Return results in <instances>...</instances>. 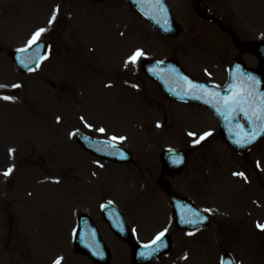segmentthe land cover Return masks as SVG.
I'll return each instance as SVG.
<instances>
[{"label": "rangeland", "instance_id": "obj_1", "mask_svg": "<svg viewBox=\"0 0 264 264\" xmlns=\"http://www.w3.org/2000/svg\"><path fill=\"white\" fill-rule=\"evenodd\" d=\"M171 2L185 28L175 40L158 34L126 0H0V193L12 196L0 198V212L11 210L13 217L0 220V264H55L58 258L60 264H94L74 244L82 211L98 221L113 251L110 264H132L129 244L104 221L101 205L122 206L140 241L169 230L172 214L157 178L159 151L170 145L193 151L186 172L172 182L210 211L213 222L173 230L175 249L153 264H220L223 248L241 264H264V231L255 226H264V140L250 155H237L217 135L209 110L165 97L130 61L139 49L142 56L176 54L196 72L201 64L194 55L203 59L212 48L226 58L234 48L190 0ZM263 3L237 0L245 15ZM93 28L95 35L102 32L103 45L93 42ZM40 29L37 39L50 42L47 60L21 74L7 50ZM100 127L127 136L123 143L135 149L136 164L104 166L81 148L75 134H97Z\"/></svg>", "mask_w": 264, "mask_h": 264}, {"label": "water", "instance_id": "obj_2", "mask_svg": "<svg viewBox=\"0 0 264 264\" xmlns=\"http://www.w3.org/2000/svg\"><path fill=\"white\" fill-rule=\"evenodd\" d=\"M23 52H20L17 57L20 58V55H23ZM21 63H24V59H20ZM161 63L157 62V65L159 66ZM176 68L175 66H171V69L174 70ZM242 136L243 134L240 133ZM174 151H168L165 153V157H168L170 160H174ZM180 200V199H178ZM189 207V205H188ZM109 208V207H108ZM113 211V210H112ZM121 217H119V213L117 212L116 217V223L118 226L122 228V230L125 228V224L123 222L120 223ZM82 235H81V234ZM78 243L85 248V251L90 254V256L99 264L104 263L108 260V252L106 249L105 242L103 238L98 233V230L96 226L92 223V221L86 217L82 216L80 218V229L78 234ZM150 248L148 246H145L144 249L138 250V257L135 256V261L139 263H143L145 259H148L152 253V251H149ZM149 251V252H148ZM148 252V254L146 253ZM140 255V256H139Z\"/></svg>", "mask_w": 264, "mask_h": 264}, {"label": "snow or ice", "instance_id": "obj_3", "mask_svg": "<svg viewBox=\"0 0 264 264\" xmlns=\"http://www.w3.org/2000/svg\"><path fill=\"white\" fill-rule=\"evenodd\" d=\"M55 20V13L53 14L51 20L49 21V23L51 24L52 21ZM45 29H40L37 33L34 34L33 38L31 41H29V44H32L33 42H35L37 40V38L40 36V34L42 32H44ZM142 53L140 51H137L136 53H134V55L130 58L131 62H134L136 60L137 57L141 56ZM4 99H9V97H4ZM101 132H103V129H100ZM189 135H192V133H189ZM255 137H253L254 139ZM113 139H116L115 137H113ZM200 139H203V137H201ZM200 141L197 140L196 143H199ZM250 142V141H249ZM12 172V168H9L7 171L4 172V175L7 176ZM243 175V174H240ZM161 236H163V233H161ZM157 239H160V237L158 236ZM55 264H60V259L58 258L55 262Z\"/></svg>", "mask_w": 264, "mask_h": 264}]
</instances>
